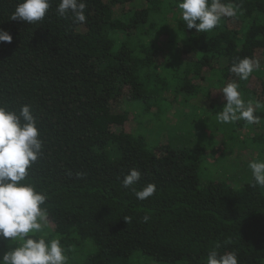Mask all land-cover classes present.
<instances>
[{
	"label": "trees",
	"instance_id": "trees-1",
	"mask_svg": "<svg viewBox=\"0 0 264 264\" xmlns=\"http://www.w3.org/2000/svg\"><path fill=\"white\" fill-rule=\"evenodd\" d=\"M134 1L85 0L81 24L70 13L60 17V0H50L45 18L29 24L12 19L22 0H0V29L12 36L11 43L0 42V106L18 113L30 104L43 142L25 179L47 196V220L36 235L59 239L67 264H207L212 250L235 252L239 264H264V188L253 177L241 185L200 183L187 150L150 148L130 127V111L113 109L126 89L128 100L142 97L144 87L147 96L152 79L158 96L170 89L210 98L211 89L238 77L230 71L234 63L264 54V0H222L237 15L207 33L187 28L181 0L116 10ZM176 57L181 65L172 63ZM252 75L260 79L258 89L247 87ZM238 84L245 96L264 101V58ZM255 115L264 120L261 110ZM237 124L249 132L256 125ZM254 132L245 146L249 139L263 145L264 133ZM132 169L140 179L125 188ZM147 184L156 192L137 199L133 189ZM14 246L0 238V257Z\"/></svg>",
	"mask_w": 264,
	"mask_h": 264
},
{
	"label": "clouds",
	"instance_id": "clouds-1",
	"mask_svg": "<svg viewBox=\"0 0 264 264\" xmlns=\"http://www.w3.org/2000/svg\"><path fill=\"white\" fill-rule=\"evenodd\" d=\"M85 0H60L56 9L60 17L69 13L74 22L86 23ZM183 21L188 29L207 33L217 27L224 17H234L237 9L222 0H181L178 4ZM50 8V0H22L12 14V19L34 24L43 20ZM12 36L0 29V42L11 43ZM258 67V61L245 57L234 63L230 71L241 80H247ZM226 104L217 114L222 123L244 120L248 124L259 122L255 108L249 102L246 106L236 83H229L223 89ZM258 106V105H257ZM43 142L40 139L36 117L31 105H22L19 112L0 106V238L9 239L12 247L0 257V264H67L68 257L59 239L46 240L42 233L47 220L43 207L47 196L25 183L28 169L42 155ZM255 184L264 188V161L249 164ZM137 169L130 170L123 179V187L129 188L140 179ZM137 199L144 200L156 192L154 184H147L135 190ZM147 219V217H145ZM127 223V219L125 218ZM207 264H239L235 252L208 253Z\"/></svg>",
	"mask_w": 264,
	"mask_h": 264
},
{
	"label": "rangeland",
	"instance_id": "rangeland-1",
	"mask_svg": "<svg viewBox=\"0 0 264 264\" xmlns=\"http://www.w3.org/2000/svg\"><path fill=\"white\" fill-rule=\"evenodd\" d=\"M145 5L146 0H136L118 6L116 10L121 12L125 9H136ZM80 29L84 31L85 27H80ZM166 39L165 36L161 38L160 44L162 46H165ZM164 49L157 55L161 60L165 56L167 57L168 54L167 50ZM263 58V52L258 51V65L263 62ZM182 59L189 58L184 55ZM171 61L181 65L178 57ZM210 73V71L207 72V75ZM151 83L152 85L147 83V96L144 87L142 97L128 100L130 89H126V93L122 98L113 101L114 111L122 112L124 109L130 111L133 115L129 122L130 127L134 129L133 132L145 136L150 148H155L161 144H169L174 149L187 150L189 161L198 165L199 181L202 184L229 180L235 185H241L244 181H248L253 177L249 164L254 160L264 161V157L260 156L261 151L264 150V136L261 141L263 145L250 139L249 142H251L247 146L243 142L248 139L245 137L247 134H249V137L255 135L254 131L263 134L264 126L260 128L256 123L254 131L249 132L247 128L238 127V124L235 125L238 121L222 123L217 118V114L223 110L226 104L222 89L229 83H236L239 86L238 77L230 78L224 85L211 89L213 94L210 98H206L203 92L197 97L176 96V93L170 89L169 91L165 89L164 95L161 92L162 95L158 96L154 93L156 85L153 79ZM259 84L260 79L256 75H252L247 87L258 89ZM201 85L207 87L209 81L202 80ZM238 89L246 106L250 102L255 110L264 112V101L254 100V97L249 98L243 93L246 90L239 87ZM205 92H208V89H205ZM149 102L153 106L151 112H146L145 109L150 105ZM157 110L160 111L156 112ZM259 121L264 124V120ZM255 147H257L258 152L255 151ZM200 149H204L201 154L199 153Z\"/></svg>",
	"mask_w": 264,
	"mask_h": 264
}]
</instances>
